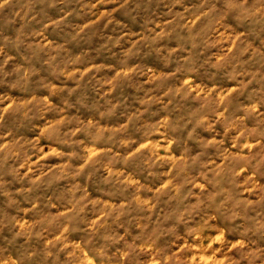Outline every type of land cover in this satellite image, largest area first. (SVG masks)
<instances>
[{
	"label": "rangeland",
	"instance_id": "1",
	"mask_svg": "<svg viewBox=\"0 0 264 264\" xmlns=\"http://www.w3.org/2000/svg\"><path fill=\"white\" fill-rule=\"evenodd\" d=\"M0 264H264V0H0Z\"/></svg>",
	"mask_w": 264,
	"mask_h": 264
}]
</instances>
